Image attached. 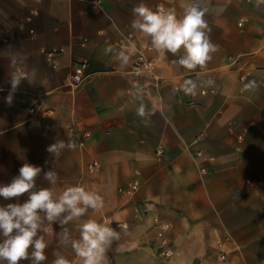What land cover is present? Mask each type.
<instances>
[{
  "label": "crops",
  "instance_id": "1",
  "mask_svg": "<svg viewBox=\"0 0 264 264\" xmlns=\"http://www.w3.org/2000/svg\"><path fill=\"white\" fill-rule=\"evenodd\" d=\"M141 2L178 15L193 2L206 10L218 50L203 69L185 70L179 54L158 53L131 28ZM109 46L126 50L125 67ZM13 55L35 76L9 105ZM140 58L153 69L136 76ZM81 62L89 78L76 89L72 67ZM187 79L215 83L190 96L176 90ZM249 80L261 86L244 91ZM0 88V184L28 162L43 169L38 187H49L43 173L54 168L57 195L74 185L97 192L103 208L66 227L74 238L89 218L117 229L106 264H264V0H0ZM136 93L150 119L136 115ZM57 139L77 147L54 158L46 149ZM48 227L43 264L54 253L80 264L58 245L59 224Z\"/></svg>",
  "mask_w": 264,
  "mask_h": 264
},
{
  "label": "clouds",
  "instance_id": "2",
  "mask_svg": "<svg viewBox=\"0 0 264 264\" xmlns=\"http://www.w3.org/2000/svg\"><path fill=\"white\" fill-rule=\"evenodd\" d=\"M132 13L134 19L131 28L149 37L152 49L158 53H171L173 56L179 54L174 63L185 70L203 69L218 50L207 35L211 29L204 18L206 10H202L195 2L184 6L180 15L175 9L160 7L154 10L142 2L133 7ZM105 52L111 54L121 68L129 63L130 56L125 49L109 46ZM22 63L19 56L9 58L11 70L6 82L10 88L5 98L9 105L22 81L31 82L30 77L35 76V70L31 73L20 70ZM203 83L212 86L215 82L209 79ZM260 86L257 81L249 80L243 85V90L255 91ZM197 88L196 81L187 79L176 90L195 96ZM3 90L0 88V91ZM134 98L140 100L136 115L141 120L150 119L151 113L146 110L141 94H134ZM61 127L67 131L64 124L61 123ZM76 147L75 139H57L46 150L58 158L64 151H73ZM42 171L41 167L25 162L10 183L0 184V197L17 200L15 203L0 205V264H20L21 261L43 264L48 259L46 249L49 247L45 236L52 231L48 225L53 223L60 226V231L56 233L58 245L70 246L80 264H106L107 250L120 240L117 229L89 218L78 225L79 237L74 238L66 227L71 221L84 217L89 209L101 210L104 206L103 198L97 192L86 190L80 185L69 186L57 195L53 189L60 177L54 168L43 173V179L49 187H38L37 178ZM25 194L27 199L20 203L19 198ZM51 264H70V261L63 254L54 253Z\"/></svg>",
  "mask_w": 264,
  "mask_h": 264
},
{
  "label": "built area",
  "instance_id": "3",
  "mask_svg": "<svg viewBox=\"0 0 264 264\" xmlns=\"http://www.w3.org/2000/svg\"><path fill=\"white\" fill-rule=\"evenodd\" d=\"M87 69H88V63L87 62H81V63L75 64L72 67L71 81H72L73 86L76 89L81 88L82 85L88 80L89 74L87 73ZM152 69H153V64L151 61L144 60V59L140 58L134 64L133 72L136 76H139V75L144 74V73H148V72L150 73L152 71ZM207 80L208 79L196 81L198 83V88L202 90V94H205L206 89L209 87L203 83L204 81H207ZM136 85H137V88L139 91H144L146 89L145 85L140 83V82L136 83ZM68 131L70 133H74L75 128L70 127V128H68ZM80 144H82V145L84 144L83 139H81ZM93 167H95V165H93ZM136 190H137V185H134L129 194L134 193ZM122 228H124V229L128 228L127 224H124L122 226ZM168 229H169L168 225L162 226L163 232L167 231Z\"/></svg>",
  "mask_w": 264,
  "mask_h": 264
}]
</instances>
